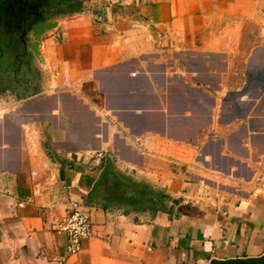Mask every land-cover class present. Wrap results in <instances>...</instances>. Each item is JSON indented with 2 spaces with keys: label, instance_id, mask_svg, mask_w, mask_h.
<instances>
[{
  "label": "crops",
  "instance_id": "obj_1",
  "mask_svg": "<svg viewBox=\"0 0 264 264\" xmlns=\"http://www.w3.org/2000/svg\"><path fill=\"white\" fill-rule=\"evenodd\" d=\"M43 54L31 89L1 78L0 264L264 255V0H86ZM100 152L166 204L87 200ZM70 199L94 228L72 256Z\"/></svg>",
  "mask_w": 264,
  "mask_h": 264
},
{
  "label": "flooded vegetation",
  "instance_id": "obj_2",
  "mask_svg": "<svg viewBox=\"0 0 264 264\" xmlns=\"http://www.w3.org/2000/svg\"><path fill=\"white\" fill-rule=\"evenodd\" d=\"M18 1L0 0V75H10V91L31 89L30 79L33 81L39 77L42 74L41 66L44 68L43 63L34 56L30 47L33 41V32L30 30L34 26L31 20L36 17V22L39 23V21H47L67 11L77 12L73 11L75 5L71 0H49L46 10L38 6L34 8V12L38 14L35 16L27 10L18 8ZM9 5L10 8L7 9ZM131 180L132 184L126 186L106 178L101 183L104 184V189L99 193H94L90 199L105 204H114V201H118L119 204L143 208L158 204L159 195L155 189L144 181L135 178ZM127 188L132 190L130 194ZM142 196L143 199L138 201Z\"/></svg>",
  "mask_w": 264,
  "mask_h": 264
},
{
  "label": "water",
  "instance_id": "obj_3",
  "mask_svg": "<svg viewBox=\"0 0 264 264\" xmlns=\"http://www.w3.org/2000/svg\"><path fill=\"white\" fill-rule=\"evenodd\" d=\"M48 1L49 0H26V1L19 0L17 2V6L21 10H27L29 11V13H33L35 16H37L38 14L34 12V8L38 6L41 9L46 10L49 5ZM6 8L9 9L10 5L7 6ZM69 14H70V11H67L64 14H60L58 16L49 18L47 21H39V23L36 22V17H34V19L31 20L34 26L30 30L31 32H33L32 34L33 41L30 43V47L34 53V56L38 58L43 64L46 63V58L43 54V39L45 35L59 25V21L61 20V18ZM119 168L120 167L117 165L113 154H109L106 159L105 168L101 171L98 180L93 185L91 191L87 194V197H86L87 200H90V198L92 197L94 193H99L100 191L104 189V184H101V183H103L106 180V178L111 179L113 181H117L118 183L126 185V186L131 185L132 184L131 178L127 177L124 174L125 172H122V170ZM127 192H129L130 194L132 190L127 188ZM141 199H143V196L139 198L138 201H140ZM117 202L118 201H114L113 203L119 204ZM209 264H264V255H262L261 257L236 258V259H230V260L211 259Z\"/></svg>",
  "mask_w": 264,
  "mask_h": 264
},
{
  "label": "built area",
  "instance_id": "obj_4",
  "mask_svg": "<svg viewBox=\"0 0 264 264\" xmlns=\"http://www.w3.org/2000/svg\"><path fill=\"white\" fill-rule=\"evenodd\" d=\"M98 155L104 156L101 152ZM56 231L66 236L67 255H77L82 250L83 242L94 232L90 208L84 199H70L69 213L58 223Z\"/></svg>",
  "mask_w": 264,
  "mask_h": 264
},
{
  "label": "trees",
  "instance_id": "obj_5",
  "mask_svg": "<svg viewBox=\"0 0 264 264\" xmlns=\"http://www.w3.org/2000/svg\"><path fill=\"white\" fill-rule=\"evenodd\" d=\"M71 1L75 5V9H73V11H80L83 8L84 2L86 0H71ZM9 76L10 75H7V76L6 75H0V91L2 90L1 78L2 77H5L6 80H7V83H8L9 82V79H11ZM10 85H11V83L9 82L8 85H7V87L10 86ZM157 193L159 195L158 205H165L166 204L165 201H167L170 198L169 195L166 194V193H164V192H162V191H157Z\"/></svg>",
  "mask_w": 264,
  "mask_h": 264
},
{
  "label": "rangeland",
  "instance_id": "obj_6",
  "mask_svg": "<svg viewBox=\"0 0 264 264\" xmlns=\"http://www.w3.org/2000/svg\"><path fill=\"white\" fill-rule=\"evenodd\" d=\"M41 73L43 74V75H46V73H47V70L45 69V68H43L42 66H41ZM41 74V75H42ZM44 127L42 128V132L44 131ZM44 133H46V132H44ZM44 133H41V134H44ZM45 138H47V137H45ZM46 141H47V139H46ZM107 156L108 155H104V156H99L98 154H95L94 155V161H95V164L96 165H94V168L95 169H92V170H96L95 172H96V177L99 175V173H100V171H101V168H103V166L105 165L104 163H105V161H106V159H107ZM104 158H105V160H104ZM115 158V157H114ZM102 160H104V161H102ZM115 161H116V163H117V165L119 166V163H118V161H117V159L115 158ZM120 167V166H119ZM119 169H121L122 170V172H125L124 174L125 175H130L129 177H131L132 179H133V175H131V174H127V170H124V169H122V168H119ZM145 182V181H144Z\"/></svg>",
  "mask_w": 264,
  "mask_h": 264
}]
</instances>
